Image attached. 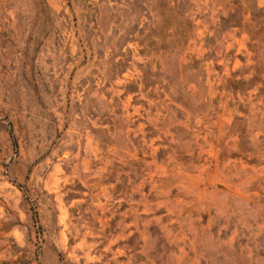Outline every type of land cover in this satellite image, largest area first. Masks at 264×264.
I'll list each match as a JSON object with an SVG mask.
<instances>
[{
    "label": "rangeland",
    "instance_id": "1",
    "mask_svg": "<svg viewBox=\"0 0 264 264\" xmlns=\"http://www.w3.org/2000/svg\"><path fill=\"white\" fill-rule=\"evenodd\" d=\"M0 264H264V0H0Z\"/></svg>",
    "mask_w": 264,
    "mask_h": 264
},
{
    "label": "bare ground",
    "instance_id": "2",
    "mask_svg": "<svg viewBox=\"0 0 264 264\" xmlns=\"http://www.w3.org/2000/svg\"><path fill=\"white\" fill-rule=\"evenodd\" d=\"M53 174H54L53 176H55V175L58 174V167H55V168H54V173H53ZM53 176H52V177H53ZM49 180L51 181V179H49ZM52 181H53V180H52ZM52 181H51V182H52ZM51 182H50V183H51ZM53 182H54V181H53ZM47 183H48V182H47Z\"/></svg>",
    "mask_w": 264,
    "mask_h": 264
}]
</instances>
